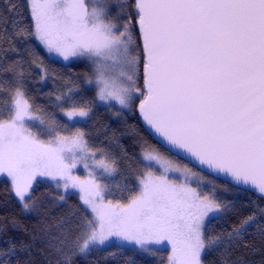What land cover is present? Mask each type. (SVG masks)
Masks as SVG:
<instances>
[{
  "label": "snow or ice",
  "instance_id": "snow-or-ice-1",
  "mask_svg": "<svg viewBox=\"0 0 264 264\" xmlns=\"http://www.w3.org/2000/svg\"><path fill=\"white\" fill-rule=\"evenodd\" d=\"M5 6L18 7L12 0ZM26 7L31 23H14L11 35H0V174L25 213L38 211L37 177L69 195L78 190L75 227L65 229L61 220L55 232L42 229L55 264H75L77 256L112 247L155 255L161 245L171 246L167 264H246L226 255L248 247L247 235L264 245V207L255 205L245 217L239 202L248 191L264 200V0H26ZM17 39L38 67L37 49L50 58L90 62L99 100L115 101L121 111L139 100L146 135L200 171L138 136L146 170L125 172L110 152L93 151L79 128L71 132L55 114H37ZM9 53L19 58L10 61ZM115 66L119 76L105 79ZM76 95L69 89L56 96L61 109L72 101L64 115L74 124L91 111L73 100ZM78 165L87 178L73 175ZM205 171L227 178L233 199L219 195ZM232 216L231 230L214 232V224ZM15 248L0 250V264H11Z\"/></svg>",
  "mask_w": 264,
  "mask_h": 264
},
{
  "label": "trees",
  "instance_id": "trees-1",
  "mask_svg": "<svg viewBox=\"0 0 264 264\" xmlns=\"http://www.w3.org/2000/svg\"><path fill=\"white\" fill-rule=\"evenodd\" d=\"M12 2L18 5L15 10H9L5 6L6 0H0V18H2L0 20V35L5 30L11 35L14 23L19 27H25L31 23L26 0H12ZM4 47H7V44ZM16 47L20 49V55H23L24 59L28 61L23 69L26 76L27 98L37 114L45 113V119H48L47 114H55V118L60 124L65 125L71 132H75L79 128L86 134L85 138L92 150L103 149L105 152H110L118 161L119 168L125 172L131 169L142 171L144 168L138 136H145L149 145L152 143L166 150L157 140L144 132L145 125L141 120L137 105L131 112L123 113L121 119L114 117L115 112L121 111L119 107L106 108L97 105L95 89L87 87L85 84L86 75L94 69L91 64L85 60L63 63L50 58L44 50L37 49L42 64V67H38L23 52L24 46L19 42V39L16 41ZM7 58L11 61L19 57L9 53ZM69 89L77 93L73 100L78 105L91 109L90 116L83 122L70 123L64 117L62 112L71 108L72 101L66 102L63 109L57 107L56 96L66 94ZM63 134H68V132ZM97 153L100 155L99 152ZM169 153L196 171H200L199 167L174 153ZM203 175L218 183L216 186L219 188V195H226L229 200L233 199L234 190H232L231 184L226 183L225 179L215 177L207 172H204ZM115 179L120 180L119 174ZM132 183L135 184L134 177ZM225 188L231 190V194L226 193ZM71 193V195L64 196L53 185L39 182L34 188V197L40 200L38 211L25 213L10 191L8 180L0 178V250H6L11 244H15V255L11 257V264H55L56 258L45 243L42 229L48 227L55 232L56 225L61 220L64 221L65 229L75 227L76 217L73 213L80 211V201L76 192ZM61 195L65 197L64 201L59 199ZM122 202H126V199ZM239 202L243 205L241 214L245 217L252 214L255 205L264 207V200L252 191L241 192ZM236 219V216H232L227 223L214 224V232L219 231L222 227L231 230V224ZM244 241L248 247L242 244L240 248L226 255V259L236 260L240 257L246 264H260L264 259V245H261L259 239L252 235L245 236ZM112 252H117V249L112 247L107 250H92L86 257L77 256L75 264H129L130 260H134L135 264H165L168 250H159L156 257H146L132 251L117 252V255L113 257L109 255ZM214 258L216 257H208V259Z\"/></svg>",
  "mask_w": 264,
  "mask_h": 264
},
{
  "label": "rangeland",
  "instance_id": "rangeland-1",
  "mask_svg": "<svg viewBox=\"0 0 264 264\" xmlns=\"http://www.w3.org/2000/svg\"><path fill=\"white\" fill-rule=\"evenodd\" d=\"M55 60H58V61H61L63 63H71L73 61H75L76 59H70L69 61H63L62 58H53ZM86 61V60H85ZM87 63L90 64V62L86 61ZM93 66V65H92ZM94 67V66H93ZM121 69L118 67V66H115V67H109L107 70H106V74H105V79H109V80H112V79H116L118 76H119V73H120ZM91 80L92 83L89 84L88 81ZM117 83H121L119 80H117ZM140 84H142L141 81H139ZM85 84L87 87H91V88H94L95 89V92H96V103L98 106H102V107H106V108H114V106L116 107H119L120 106L115 102V101H101L99 100L98 96H97V93L99 91V87L97 86V73L95 71V69L91 70V72L86 75V80H85ZM139 104V100H137L135 102V105L138 106ZM135 107V106H134ZM133 107V108H134ZM132 108V109H133ZM131 110H123V111H118V112H115V118L116 119H121L123 117V113H129L132 111ZM67 110H70V109H66L64 110L62 113L64 115V113L67 111ZM121 110V109H120ZM90 114H91V111H90ZM90 116V115H89ZM88 116V117H89ZM64 117L67 119L68 122L70 123H73L72 121H69V119L64 115ZM88 117L86 118H79V117H75L73 118V120H79L80 122H83L85 121L86 119H88ZM152 147H155L156 149H158L160 151V153L162 155H164L166 158H169V159H172L173 161H176V162H179L181 165L183 164H187V163H183L181 161H179L176 157L172 156L169 152H167L166 150L154 145V144H150ZM94 151V150H93ZM141 153V152H140ZM97 158L99 159L100 158V155L97 153ZM188 165V164H187ZM189 167H191L190 165H188ZM194 169V168H193ZM146 169L143 168L142 171H145ZM153 171H155L157 174H161V172L163 171L159 165H155L154 168L152 169ZM99 171V170H97ZM194 171H196L194 169ZM198 172V171H197ZM73 175H77V176H80L82 179H85L87 178L88 176V172L87 170H85L83 168L82 165H78L77 168L73 169ZM170 178H175L176 176H179L178 173H169L168 174ZM0 178H5L7 179L5 176H3L2 174H0ZM206 181H214V180H211V179H207L206 177H204ZM39 182H46L50 185H53L55 187V184L54 182L50 181L47 177H37L36 181L34 182V185L33 187L35 188L36 185H38ZM216 181H214L215 183ZM215 185H218V183H215ZM192 186L195 187L196 186V183H195V178H193V182H192ZM56 188V187H55ZM219 189V188H218ZM59 191L62 192V194L65 196L66 193L64 192V190L62 188L58 189ZM69 192H76L78 195H79V192L78 190L76 189H69ZM34 212V211H32ZM113 240H115V238H112ZM160 250L162 249H167L168 250V253H167V259H168V256L171 254V246L170 245H161V246H154ZM139 253V252H138ZM157 253L158 251L156 252L155 255H149L147 253H139L140 255L142 256H146V257H156L157 256ZM81 257V256H80ZM165 264H167V261L165 262Z\"/></svg>",
  "mask_w": 264,
  "mask_h": 264
},
{
  "label": "water",
  "instance_id": "water-1",
  "mask_svg": "<svg viewBox=\"0 0 264 264\" xmlns=\"http://www.w3.org/2000/svg\"><path fill=\"white\" fill-rule=\"evenodd\" d=\"M141 120H142V118H141ZM142 122H143V120H142ZM143 124H144V122H143ZM171 153H174V152H171ZM174 154H175V153H174ZM178 156H179L180 158L184 159L185 161L189 162L187 159L183 158V154H182V153L179 154ZM192 165H193V164H192ZM205 172H207V171H205ZM207 173H209V172H207ZM209 174L215 176V175L212 174V173H209ZM215 177H218V178H222V179L227 180V178H225V177H223V176H215ZM252 192H254V191H252ZM254 193H255V192H254ZM255 194H256V193H255ZM256 195H257V194H256Z\"/></svg>",
  "mask_w": 264,
  "mask_h": 264
}]
</instances>
